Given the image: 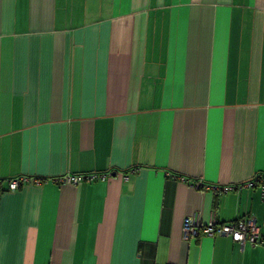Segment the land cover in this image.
Here are the masks:
<instances>
[{
    "label": "crops",
    "instance_id": "crops-1",
    "mask_svg": "<svg viewBox=\"0 0 264 264\" xmlns=\"http://www.w3.org/2000/svg\"><path fill=\"white\" fill-rule=\"evenodd\" d=\"M263 169L264 0H0V264H264Z\"/></svg>",
    "mask_w": 264,
    "mask_h": 264
},
{
    "label": "built area",
    "instance_id": "built-area-1",
    "mask_svg": "<svg viewBox=\"0 0 264 264\" xmlns=\"http://www.w3.org/2000/svg\"><path fill=\"white\" fill-rule=\"evenodd\" d=\"M111 172H89L72 174L67 173L57 177V181L68 184H79L83 181L93 182L101 179H106ZM127 177V176H126ZM26 177H16L9 180V190H16ZM34 181L40 183L42 178L36 177ZM198 185L202 186L203 182L198 181ZM238 187H258L261 193V198L264 201V169L258 171L251 179L238 184H225L215 186L219 192ZM201 232L209 235H227L238 241L243 247L247 242L258 244L262 242L263 234L260 232L256 218L253 216H242L232 221L218 222L215 215H212L208 221L202 220L197 214H189L185 216L183 222L182 235L186 241L195 240Z\"/></svg>",
    "mask_w": 264,
    "mask_h": 264
}]
</instances>
